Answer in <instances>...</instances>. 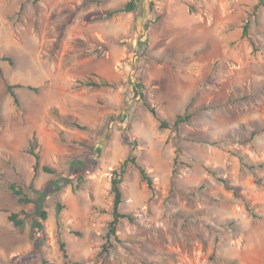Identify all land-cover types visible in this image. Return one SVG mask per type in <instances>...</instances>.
Returning <instances> with one entry per match:
<instances>
[{
    "label": "rangeland",
    "instance_id": "1",
    "mask_svg": "<svg viewBox=\"0 0 264 264\" xmlns=\"http://www.w3.org/2000/svg\"><path fill=\"white\" fill-rule=\"evenodd\" d=\"M128 1L0 0V57L12 60L0 61V264H12L33 248L35 205L20 203L10 185L36 199L28 189L34 160L27 148L34 133L42 163L71 179L45 202L47 264H264V8L258 21L252 18L250 43L242 41L239 24L254 6H237L236 0H140L136 13L107 18ZM188 9L210 18L219 36ZM158 15L160 23L147 27ZM230 19L235 26L223 27ZM110 40L124 44L101 57L84 54L89 43ZM146 41L148 55H139ZM98 77L121 85L80 84ZM140 79L172 123L192 104L196 115L179 133L159 128L136 94ZM6 81L40 90L17 89L19 109ZM135 139L156 192L137 169L129 170L121 184L122 211L135 223L123 221V244L102 255L112 219L113 171ZM74 160L90 164L80 185L68 172ZM219 177L250 201L259 219ZM54 178L40 171L34 186L41 191ZM57 204L63 206L60 227ZM12 212L25 219L24 227L9 221ZM42 258L28 264H43Z\"/></svg>",
    "mask_w": 264,
    "mask_h": 264
},
{
    "label": "trees",
    "instance_id": "2",
    "mask_svg": "<svg viewBox=\"0 0 264 264\" xmlns=\"http://www.w3.org/2000/svg\"><path fill=\"white\" fill-rule=\"evenodd\" d=\"M190 7V6H189ZM264 8V0H259L258 4L254 6V13L249 14L248 17L243 22L242 27V41L248 40L250 43H253V38L251 35V25H252V18L255 16L256 21L257 17L259 15V9ZM140 9V0H129L125 4H123L118 9H115L113 11H110L107 13V18H113L115 16L121 15V14H133L136 13ZM190 9H192L190 7ZM162 20V16L158 15L154 21L147 20L146 25L147 27H150L151 24L155 25L160 23ZM114 44L123 45L124 42L122 40H110L103 44L98 43H89V48L87 51H85L84 54H96L99 57L104 56L106 53L109 52L111 47ZM148 42L146 41L143 45V48L139 51V55L147 56L148 55ZM188 56V55H187ZM191 56V55H190ZM185 62L190 60L189 57H184ZM194 60V57L191 58ZM0 61H8L12 64V60L9 57H0ZM174 63V62H173ZM198 65V64H197ZM172 66H174L172 64ZM187 66V65H186ZM200 66V65H198ZM192 67V66H191ZM214 68L216 71H218L221 68ZM184 69V71H189L190 73L196 72V69H191L190 67H181ZM0 70L2 71L1 65ZM3 74V72H2ZM4 76V75H3ZM82 86L90 87V88H116L121 83L116 82H110L105 78L98 77L97 80H93L91 78L82 80L80 82ZM137 87V96L139 100L142 102L144 107L156 118V120L159 122V128L162 130L169 129L171 127H174L176 131L179 133L180 128L183 124H189L190 121L193 119V117L196 115L195 112H190L192 104H189L186 112L182 115H178L175 120L169 121L168 119H165L161 111L159 110L158 106L154 105L152 102V99L150 98L149 91L146 88V85L143 83L142 79L139 80V83H135ZM6 87L7 92L12 97L13 102L15 106L19 109L22 108L21 101L19 99V96L17 94V89L20 88H28L32 91L38 92L40 90V87H35L32 85H26L23 83H16L12 84L9 81H6ZM73 125L79 129H85V127L81 126L78 122H74ZM58 135L63 143H67V139L64 136V131L58 129ZM127 141H131V137H127ZM134 148L132 152L127 156V158L113 171V177L111 180V194L113 196L112 201V219L108 223V230L105 236L106 243L102 247L101 254H110L117 245L123 244L124 239L121 237V235L118 234L119 227L121 223L125 220L135 223V218L131 213H125L122 211V205L124 203L123 198V192L121 189V184L123 183L125 176L128 174L130 169H137L139 171V175L141 178V181L146 183L149 190L154 194L156 192V187L154 185L153 177L148 172L147 168L142 165L139 162V154L136 150V147L138 146V141L135 139L133 141ZM181 153V151L179 150ZM27 153L33 158V177L31 180V183L28 187V189L31 191L32 194L36 195V199H30L28 193L25 192L23 188L18 187L16 183H12L10 185V189L16 195L19 197V202L22 204H34L35 205V211L30 216L32 219V230L34 233V241H33V248L32 250L25 256H19L15 257L12 260V264H28V262L31 259H41L42 258V252L43 248L45 246L46 242V236H45V222L48 220L49 213L45 207V202L49 198V196L53 193L60 192L62 190V183L64 184H70L71 179L69 177H66L67 174L63 173L61 176L57 174V172L48 164L42 163V155L40 152V145L39 140L36 135V133L33 134L31 137ZM179 155L175 158V165H177L179 161ZM90 167V164L87 161H78L74 160L71 162V167L69 174L73 179H77L78 184L80 185L83 180L84 176L87 175V171ZM40 171H44L45 173L55 175L57 178L51 179L47 182L45 187L39 191L35 188L34 183L38 177V174ZM173 173H176V167L173 170ZM218 180L222 182L225 185V188L229 191H232L234 196L242 200L246 206V209L249 213L253 215L254 218L259 219L260 217L256 214V209L254 207H251L250 201L246 200L244 196H242L238 189L230 187L227 182L222 178L219 177ZM257 183L260 182L259 179H255ZM81 189V187H79ZM63 206L61 204H57L56 208V218L58 222V226L60 227V221H61V212H62ZM8 219L10 222L13 223L16 227H24L26 222L25 219H20L19 213H10L8 215ZM61 249L64 252L65 259H68V253L65 250V243L60 242ZM43 264H47V261L42 258Z\"/></svg>",
    "mask_w": 264,
    "mask_h": 264
},
{
    "label": "crops",
    "instance_id": "3",
    "mask_svg": "<svg viewBox=\"0 0 264 264\" xmlns=\"http://www.w3.org/2000/svg\"><path fill=\"white\" fill-rule=\"evenodd\" d=\"M236 1H237V6L240 5V4H244V5H247V6H255V5L258 4V1H259V0H236ZM229 3H230V2H228V4H229ZM227 6H228V5H227ZM228 8H229V7H227V9H228ZM230 8L233 9V10L235 9L234 6H233V7H230ZM188 12H189V14H190L191 17H194V18L198 19L200 22L206 23V24L209 26V28H211V29L215 32V34H217V36H219V27H218V26H215V24L211 21L210 18H204V17H203L202 15H200V14H195V13L193 14V13H191V12L189 11V9H188ZM231 14H233V11H232ZM247 17H248V15H247ZM247 17H246V18H247ZM246 18H244V19H242V20L240 21L239 27L243 25V22H244V20H245ZM231 21H232V20L230 19L229 22H225V24H223V27H225L226 25L235 26L234 23H232ZM255 22H256V21H255ZM220 42H221V44H223L224 40H223V39H220Z\"/></svg>",
    "mask_w": 264,
    "mask_h": 264
}]
</instances>
